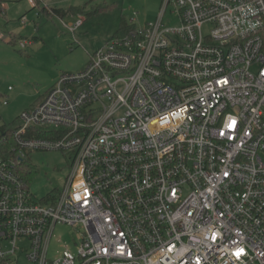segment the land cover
<instances>
[{
    "label": "built area",
    "instance_id": "built-area-1",
    "mask_svg": "<svg viewBox=\"0 0 264 264\" xmlns=\"http://www.w3.org/2000/svg\"><path fill=\"white\" fill-rule=\"evenodd\" d=\"M18 122L0 150V264H264V0H163ZM51 150L71 171L35 201L18 168ZM57 226L82 232L49 259Z\"/></svg>",
    "mask_w": 264,
    "mask_h": 264
},
{
    "label": "rangeland",
    "instance_id": "rangeland-1",
    "mask_svg": "<svg viewBox=\"0 0 264 264\" xmlns=\"http://www.w3.org/2000/svg\"><path fill=\"white\" fill-rule=\"evenodd\" d=\"M0 8V127L13 126L22 112L36 106L59 76L77 74L93 52L119 33L120 21L140 28L159 16L162 0H1ZM47 8V12L42 11ZM82 9L83 25L71 33L63 24L75 19L54 9ZM24 20V24H22ZM164 22L177 25L168 10ZM20 42H25L24 48ZM253 71V69H252ZM7 105H2L3 102ZM66 151L29 153L20 174L35 201L56 198L71 171ZM80 227L57 226L49 259L66 244L74 251ZM60 240V241H59ZM24 252L17 254L23 258Z\"/></svg>",
    "mask_w": 264,
    "mask_h": 264
},
{
    "label": "trees",
    "instance_id": "trees-1",
    "mask_svg": "<svg viewBox=\"0 0 264 264\" xmlns=\"http://www.w3.org/2000/svg\"><path fill=\"white\" fill-rule=\"evenodd\" d=\"M1 3L2 1L0 0V8H1ZM42 11L47 12L49 14V11L47 8H43ZM52 12L55 15L60 16V17L68 16L69 14L74 15V16H79V15L81 16V14L83 13V10L77 9V8H74V9L71 8L67 11L54 9ZM134 28L135 26L129 25L124 20H122L120 21L119 33L114 37L125 36L127 33L132 31ZM18 125H19V122L17 119L16 123L13 126H1L0 127V150H2V152L6 153L9 156L12 150H14L15 148V145L12 139V132L18 127ZM23 165H24V162L18 168V171L20 172V174L23 172V169H24Z\"/></svg>",
    "mask_w": 264,
    "mask_h": 264
}]
</instances>
